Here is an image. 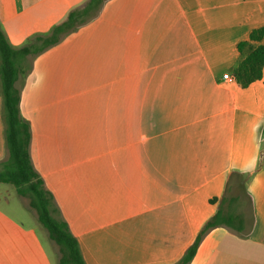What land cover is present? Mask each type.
<instances>
[{
    "label": "crops",
    "instance_id": "obj_1",
    "mask_svg": "<svg viewBox=\"0 0 264 264\" xmlns=\"http://www.w3.org/2000/svg\"><path fill=\"white\" fill-rule=\"evenodd\" d=\"M59 1L0 0L9 44L40 34V17ZM235 3L107 0L94 19L23 61L16 85L30 160L85 264L176 263L215 213L228 174L255 168L253 142H235L236 122L240 113L264 119V66L246 87L230 76L248 51L236 44L264 25V5L237 20L226 16ZM255 170L243 229H208L188 264H264V162ZM5 186L0 264H58L28 199L16 193L24 222Z\"/></svg>",
    "mask_w": 264,
    "mask_h": 264
},
{
    "label": "trees",
    "instance_id": "obj_2",
    "mask_svg": "<svg viewBox=\"0 0 264 264\" xmlns=\"http://www.w3.org/2000/svg\"><path fill=\"white\" fill-rule=\"evenodd\" d=\"M106 1L88 0L84 5L71 9L66 18L55 24L48 34L34 35L20 47H12L0 27L1 117L6 149V158L0 160V183L12 185L18 195L28 199L29 206L35 210L38 222L46 229L49 239L57 245L58 264L85 262L78 241L67 222L60 216L52 193L44 186L41 176L31 163L29 154L31 128L29 122L20 115V88L16 81L25 72L23 61L28 56L40 54L86 24L87 20L94 19ZM263 39L264 25H261L250 30L246 38L236 44L239 53L248 48L230 76L242 87L261 78L264 66ZM250 42L256 44L251 45ZM243 180V173L228 174L224 192L217 199L215 213L204 223L192 244L174 264L190 262L208 229L221 225L236 231L243 229L245 211L251 208L250 197ZM233 189L237 192L232 194Z\"/></svg>",
    "mask_w": 264,
    "mask_h": 264
},
{
    "label": "rangeland",
    "instance_id": "obj_3",
    "mask_svg": "<svg viewBox=\"0 0 264 264\" xmlns=\"http://www.w3.org/2000/svg\"><path fill=\"white\" fill-rule=\"evenodd\" d=\"M235 1V5L230 10H227V17H230L232 19H237L240 20L241 17H246L249 20V15H253L252 13L257 9L258 6L264 5V0H230V2ZM75 2V3H74ZM225 2V0H222V3ZM69 4V5H68ZM78 5V2L76 0H61L58 2V9H55L53 11H48L46 15L45 11H42L41 13L38 14H43V18L40 21V25H38L39 28H41L42 32L40 34H48L51 30V28L62 21V18H65L67 12L76 7ZM37 13V12H36ZM62 16V17H61ZM92 17V15H90ZM221 17L224 18L223 12L221 13ZM89 18V17H88ZM51 21H55L54 23H50ZM90 21V20H89ZM87 20V22H89ZM250 25H248V28ZM244 28L247 29V27H239L241 29L240 31L244 30ZM240 34V33H238ZM29 39H25L24 42H28ZM255 129H257L259 132L258 135L254 136L253 139H250V136H252L255 133ZM247 141H252L253 142V148H252V156L254 158V164L255 168L248 169L247 171H240V173L244 174V185L246 188V191H248V181L251 178V175L249 171H252L253 173L256 171L255 169H259L262 165V162H264V119L263 118H258L257 120L251 119L250 121L242 119L241 113L238 114L237 117V122H236V136H235V142L239 146L242 145L243 143H246ZM227 179V178H226ZM238 180V179H237ZM6 187V188H5ZM4 189H6V192H11L12 195H14L15 201L13 210L16 211L18 214L17 218L19 220H22L24 222H30V218L27 217L26 214L21 212V201H20V196H18L14 190V187L10 184L8 186H5ZM237 192L235 189L232 190V194ZM37 223V221H36ZM40 231H42L43 239L42 241H45V243L51 247L50 250L51 252L53 251V247L56 249L55 252V258L58 256V248L57 245L47 238L48 234L46 229L38 222ZM52 255L54 256V252H52Z\"/></svg>",
    "mask_w": 264,
    "mask_h": 264
}]
</instances>
